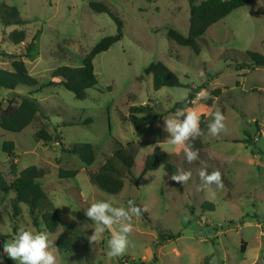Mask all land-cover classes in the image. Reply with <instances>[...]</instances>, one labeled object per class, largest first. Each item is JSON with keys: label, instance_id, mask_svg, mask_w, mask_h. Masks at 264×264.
<instances>
[{"label": "rangeland", "instance_id": "1", "mask_svg": "<svg viewBox=\"0 0 264 264\" xmlns=\"http://www.w3.org/2000/svg\"><path fill=\"white\" fill-rule=\"evenodd\" d=\"M91 1L109 4L120 16L123 37L95 57L98 84L80 99L61 85L47 84L55 68L81 66L97 43L117 33V23L108 13L94 12ZM2 2L19 9L28 38L20 45L11 43L8 34L15 26L0 22V68L11 69L8 55L22 54L37 34L35 49L24 60L30 74L45 86L40 91L27 86L1 89L0 106L15 108L23 98L37 99L47 119L40 115L20 132L0 127V172L12 181V164L18 172L31 165L43 167L46 174L38 183L59 215L60 224L54 234L45 230L44 223L36 227L29 205L18 203L20 213L16 215V194L0 191L4 213L0 220V255L5 256L0 264H16L3 253V246L20 225L46 233L54 241L50 251L57 257V264H264V66L236 69L237 64H251L244 52L264 54V0L237 8L213 24L199 40L200 53L177 44L166 32L174 28L188 35L189 0ZM157 61L171 68L184 85L208 84L201 91L207 98H201L200 92L190 103L168 112L191 89L165 86L156 90L152 75H146L145 70ZM216 89L221 90L218 95L213 93ZM141 104H149L163 115L137 130L128 120L129 107ZM217 109L225 117V128L213 136L209 125ZM179 110L205 114V127L186 142L198 154L191 162L184 155V146H173L168 140L171 133L165 121L182 120L183 116H176ZM42 125L53 134L58 130L67 147L91 143L95 162L88 166L79 156L63 153L59 142L38 140L36 131ZM115 140L124 145L134 143L128 147L136 158L133 176L141 174L146 156L158 146L172 155L180 170L191 173L190 179L174 185L160 167L148 171L140 181L127 177L118 194L105 192L90 180L88 170H98L113 155ZM5 141L15 143L11 157L3 151ZM60 168L79 172L74 178L61 179ZM202 169L206 175L218 171L219 184L202 180ZM130 199L147 209L149 219L134 216L126 251L109 257L107 241L118 226L90 244L87 237L95 225L84 212L98 200L126 207ZM162 234L165 241H161ZM60 235L70 236L73 246L60 248Z\"/></svg>", "mask_w": 264, "mask_h": 264}, {"label": "trees", "instance_id": "2", "mask_svg": "<svg viewBox=\"0 0 264 264\" xmlns=\"http://www.w3.org/2000/svg\"><path fill=\"white\" fill-rule=\"evenodd\" d=\"M256 0H202L197 3L196 0L190 2V23L188 35H184L174 28H167V36L181 46L192 48L196 53L201 52L199 40L207 32V30L216 22L225 18L235 9L249 6ZM90 7L97 13H108L117 23V33L104 37L97 43L92 50L85 55L83 64L78 67L60 66L52 72V79L47 85H61L67 90L74 93L76 98L83 99L87 96V90L95 87L98 84V78L95 73L94 59L95 57L108 50L114 43L118 42L123 37V21L120 16L111 8V6L102 1H91ZM0 22L5 26H15L8 34V40L20 45L28 38L26 30V22L22 19L19 9L16 6L9 5L6 2L0 4ZM36 34L32 40L26 44L22 54H9L11 69L0 68V90H14L18 86L36 87V91H40L45 85H39V81L33 77L24 60L25 57L31 56L37 43ZM244 55L251 61V64H237L236 69L244 67L253 68L264 66V54L248 50ZM146 75H152L153 87L159 90L165 86L180 87L186 86L191 89L188 96L182 101L177 102L168 112H175L181 105L190 103L208 84H203L198 87L184 85L178 75L169 68L163 61L151 63L145 70ZM143 78V76H142ZM221 92L220 89L213 90L215 95ZM33 92L31 91L30 94ZM40 115V105L37 99L23 98L15 108H3L0 106V127L12 132H20L29 124L35 122ZM163 114L155 111L149 104L132 105L129 107L128 120L134 124L137 130H143L156 119L162 117ZM44 116V115H43ZM44 118L47 119L46 116ZM205 114L200 115L199 128L205 127L203 119ZM65 125L74 124V122H64ZM36 138L45 143L59 142L61 151L72 155H77L86 165H92L96 160V153L91 143H76L71 147H67L61 140L58 130L56 134L44 125L36 131ZM115 149L113 155L102 163L98 170H88L90 180L97 184L102 190L110 194H118L125 186V179L130 177L131 181H140L142 177L152 170L162 167L169 177L176 173L179 167L174 164L172 155L160 147H155L153 153L146 156L145 164L141 174L138 177L133 176L136 158L133 150L129 149L134 143L124 145L118 140H115ZM3 151L10 157L15 151V143L13 141H5L3 143ZM11 170L14 174V179L8 181L3 173L0 172V191L9 193L13 191L16 196L14 200V212L16 215L20 213L18 203H26L30 207L33 223L39 227L42 223L45 225V230L51 234L57 232L60 217L57 212L52 209L48 195L38 183V179L46 174L43 167L31 165L18 172L15 164H12ZM79 170L74 168H60L58 175L61 179L74 178ZM174 185L178 183L172 181ZM141 209L145 207L142 204H136ZM211 209L213 204L207 203ZM38 213H40L38 215ZM142 216L149 219L146 212ZM4 217V213L0 208V220ZM181 236V234H180ZM161 241L166 240V235L162 234ZM57 245L60 248H68L73 246V242L68 235H60L57 240ZM245 251V246L243 245ZM122 264V263H120Z\"/></svg>", "mask_w": 264, "mask_h": 264}, {"label": "clouds", "instance_id": "3", "mask_svg": "<svg viewBox=\"0 0 264 264\" xmlns=\"http://www.w3.org/2000/svg\"><path fill=\"white\" fill-rule=\"evenodd\" d=\"M201 98H207V93L201 92ZM176 116H183L182 120L168 118L165 121L166 130L171 133L168 139L173 146H184L183 151L186 159L191 162L197 159V151L192 150L186 145L190 137L199 134L200 116L195 111L184 110L176 112ZM214 120L209 125V131L213 136H217L224 130L225 117L220 110L213 113ZM202 180L209 184L220 182V173L212 172L206 175L202 169L199 173ZM191 173L177 170L169 179L178 183H185L190 179ZM147 209H141L131 199L127 201V206H114L113 202L108 200H98L92 202L84 212L95 225L93 233L88 236L90 244L100 240L106 231H111L113 226H118V230L111 231L110 238L107 241L109 257H118L122 255L129 245V234L133 231L132 219L134 216H140ZM73 218V217H72ZM54 241L50 240L48 235L43 232H33L26 229L23 225L16 228L15 235L10 241L4 243L3 253L7 258L18 262V264H57V257L50 251ZM5 256L0 255V262Z\"/></svg>", "mask_w": 264, "mask_h": 264}]
</instances>
